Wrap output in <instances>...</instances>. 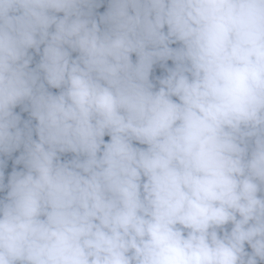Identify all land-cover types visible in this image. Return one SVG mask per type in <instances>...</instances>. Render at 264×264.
Returning a JSON list of instances; mask_svg holds the SVG:
<instances>
[{
    "label": "clouds",
    "instance_id": "obj_1",
    "mask_svg": "<svg viewBox=\"0 0 264 264\" xmlns=\"http://www.w3.org/2000/svg\"><path fill=\"white\" fill-rule=\"evenodd\" d=\"M0 264H264V0H0Z\"/></svg>",
    "mask_w": 264,
    "mask_h": 264
}]
</instances>
